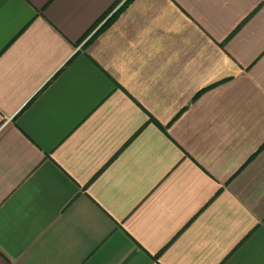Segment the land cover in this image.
I'll use <instances>...</instances> for the list:
<instances>
[{"label": "crops", "instance_id": "obj_1", "mask_svg": "<svg viewBox=\"0 0 264 264\" xmlns=\"http://www.w3.org/2000/svg\"><path fill=\"white\" fill-rule=\"evenodd\" d=\"M0 264H264V0H0Z\"/></svg>", "mask_w": 264, "mask_h": 264}]
</instances>
